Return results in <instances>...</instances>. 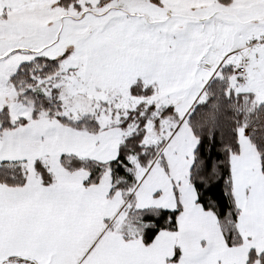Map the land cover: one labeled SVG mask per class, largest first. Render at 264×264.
<instances>
[{
  "label": "snow or ice",
  "instance_id": "snow-or-ice-1",
  "mask_svg": "<svg viewBox=\"0 0 264 264\" xmlns=\"http://www.w3.org/2000/svg\"><path fill=\"white\" fill-rule=\"evenodd\" d=\"M0 264H264V0H0Z\"/></svg>",
  "mask_w": 264,
  "mask_h": 264
}]
</instances>
